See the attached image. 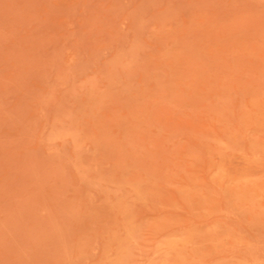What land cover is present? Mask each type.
<instances>
[{
  "label": "rangeland",
  "instance_id": "1",
  "mask_svg": "<svg viewBox=\"0 0 264 264\" xmlns=\"http://www.w3.org/2000/svg\"><path fill=\"white\" fill-rule=\"evenodd\" d=\"M0 264H264V0H0Z\"/></svg>",
  "mask_w": 264,
  "mask_h": 264
}]
</instances>
